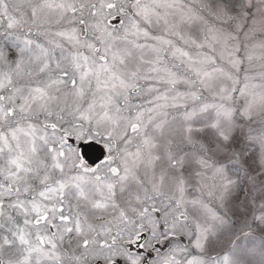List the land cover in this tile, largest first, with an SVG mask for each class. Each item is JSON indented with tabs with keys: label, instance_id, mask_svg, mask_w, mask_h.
Returning <instances> with one entry per match:
<instances>
[{
	"label": "snow or ice",
	"instance_id": "1",
	"mask_svg": "<svg viewBox=\"0 0 264 264\" xmlns=\"http://www.w3.org/2000/svg\"><path fill=\"white\" fill-rule=\"evenodd\" d=\"M0 264H264V0H0Z\"/></svg>",
	"mask_w": 264,
	"mask_h": 264
}]
</instances>
